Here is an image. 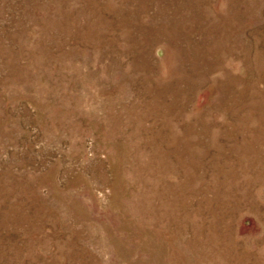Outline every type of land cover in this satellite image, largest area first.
<instances>
[{"label":"rangeland","instance_id":"rangeland-1","mask_svg":"<svg viewBox=\"0 0 264 264\" xmlns=\"http://www.w3.org/2000/svg\"><path fill=\"white\" fill-rule=\"evenodd\" d=\"M263 199L264 0H0V264H264Z\"/></svg>","mask_w":264,"mask_h":264},{"label":"bare ground","instance_id":"bare-ground-1","mask_svg":"<svg viewBox=\"0 0 264 264\" xmlns=\"http://www.w3.org/2000/svg\"><path fill=\"white\" fill-rule=\"evenodd\" d=\"M142 105V104H141ZM249 110V109H248ZM135 111V110H134ZM150 112V111H149ZM152 114V113H151ZM248 114V113H247ZM260 115V114H259ZM235 121V120H234ZM182 127V126H181ZM253 127V126H252ZM255 127V126H254ZM166 128V127H165ZM246 130V129H245ZM262 131V130H261ZM174 132V131H173ZM140 133V132H139ZM188 133V132H187ZM183 135V134H182ZM229 135V134H228ZM152 136V134H151ZM227 136V135H225ZM167 137V136H166ZM220 139V138H219ZM165 141V140H164ZM228 141V140H226ZM230 142V141H229ZM132 147V146H131ZM185 147V146H184ZM174 148V147H173ZM196 148V147H195ZM220 148V147H219ZM147 149V148H146ZM222 155V154H221ZM187 156V155H186ZM143 158V157H142ZM129 160V159H128ZM213 161V160H212ZM165 162V161H164ZM244 165V164H243ZM135 166V165H134ZM132 167V166H131ZM199 172V171H198ZM217 172V171H216ZM218 177V176H217ZM222 178V177H221ZM213 179V178H212ZM165 187V186H164ZM126 188V187H125ZM146 193V192H145ZM157 193V192H156ZM180 193V192H179ZM140 195V194H139ZM258 195V194H257ZM119 196V195H118ZM152 196V195H151ZM216 198V197H215ZM219 199V198H218ZM264 200V199H263ZM219 203V202H218ZM204 205V204H203ZM182 214V213H181ZM196 215V214H195ZM146 220V219H145ZM196 221V220H195ZM221 221V220H220ZM228 222V221H227ZM165 223V221H164ZM206 224V223H205ZM177 226V225H176ZM194 227V226H193ZM219 227V226H218ZM226 231V230H225ZM234 231V230H233ZM201 232V231H200ZM142 233V232H141ZM144 234V233H143ZM164 236V235H163ZM186 237V236H185ZM182 238V237H181ZM152 240V239H151ZM224 240V239H223ZM146 245V244H145ZM150 246V245H149ZM144 247V246H143ZM145 249V248H144ZM169 251V250H168ZM232 253V252H231ZM163 255V254H162ZM167 255V253H166ZM204 255V254H203ZM217 255V254H216ZM222 255V254H221ZM247 257V256H246ZM259 261V260H258ZM218 263V262H217Z\"/></svg>","mask_w":264,"mask_h":264}]
</instances>
